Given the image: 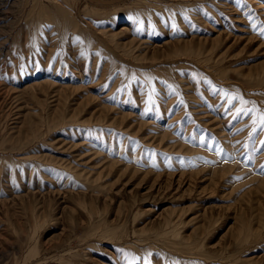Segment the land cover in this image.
<instances>
[{
  "label": "rangeland",
  "instance_id": "374dc122",
  "mask_svg": "<svg viewBox=\"0 0 264 264\" xmlns=\"http://www.w3.org/2000/svg\"><path fill=\"white\" fill-rule=\"evenodd\" d=\"M262 30L264 0H0V264H264Z\"/></svg>",
  "mask_w": 264,
  "mask_h": 264
},
{
  "label": "snow or ice",
  "instance_id": "6c2138e0",
  "mask_svg": "<svg viewBox=\"0 0 264 264\" xmlns=\"http://www.w3.org/2000/svg\"><path fill=\"white\" fill-rule=\"evenodd\" d=\"M261 36H264V30L260 31L259 33ZM153 92H154V88H153ZM224 95L230 100V101H239L241 102L242 104H246L248 102L244 101L242 97L240 96H233L232 94L230 93H224ZM151 98V97H150ZM244 112V114H250L251 112H258L259 110L258 109H238L237 110V115H239L241 112ZM260 115V123H259V130L261 131H264V112H260L259 113ZM255 123V121H254Z\"/></svg>",
  "mask_w": 264,
  "mask_h": 264
}]
</instances>
